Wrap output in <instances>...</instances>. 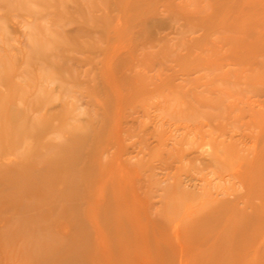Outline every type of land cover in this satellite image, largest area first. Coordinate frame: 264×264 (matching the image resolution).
I'll list each match as a JSON object with an SVG mask.
<instances>
[{
    "label": "rangeland",
    "instance_id": "obj_1",
    "mask_svg": "<svg viewBox=\"0 0 264 264\" xmlns=\"http://www.w3.org/2000/svg\"><path fill=\"white\" fill-rule=\"evenodd\" d=\"M261 126L264 0H0V264H264Z\"/></svg>",
    "mask_w": 264,
    "mask_h": 264
},
{
    "label": "bare ground",
    "instance_id": "obj_2",
    "mask_svg": "<svg viewBox=\"0 0 264 264\" xmlns=\"http://www.w3.org/2000/svg\"><path fill=\"white\" fill-rule=\"evenodd\" d=\"M262 127V126H261ZM262 129H263V132H264V126L262 127ZM20 131V130H19ZM17 133V132H16ZM19 133V132H18ZM21 133H22V130H21ZM16 136H17V134H15ZM14 135V136H15ZM19 135V134H18ZM20 135H22V134H20ZM19 135V136H20ZM15 136V137H16ZM263 163V162H262ZM255 170H257V173H256V175L258 174V170L259 169H255ZM260 175H258V177H259ZM255 180H257V177H256V179ZM255 194V193H254ZM253 193H252V197H253V195H254ZM247 195V194H246ZM249 195V194H248ZM258 195H259V198L261 199V200H264V191L262 190V188L261 187H259V191H258ZM238 197H240V198H242L243 196H238ZM238 199V198H237ZM247 202V203H246ZM246 202H245V205L246 206H248L249 204H250V200L248 199V201L246 200ZM229 204V202H227V201H224V202H222L221 203V207H223V206H227ZM263 207H264V203H263ZM261 208V210L260 211H262V210H264V208ZM225 209V208H224ZM263 212V211H262ZM259 213L260 214V216H262L263 215V213Z\"/></svg>",
    "mask_w": 264,
    "mask_h": 264
}]
</instances>
